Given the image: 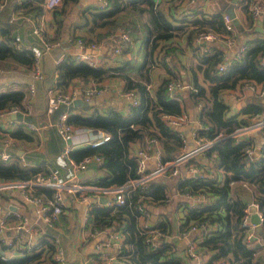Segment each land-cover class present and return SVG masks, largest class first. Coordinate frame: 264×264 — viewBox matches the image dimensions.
I'll return each mask as SVG.
<instances>
[{
    "label": "trees",
    "instance_id": "1",
    "mask_svg": "<svg viewBox=\"0 0 264 264\" xmlns=\"http://www.w3.org/2000/svg\"><path fill=\"white\" fill-rule=\"evenodd\" d=\"M67 1L61 0L58 6L62 8ZM187 1L107 0V7L103 10L93 6L83 25L90 23L87 31L95 27H102L103 30L96 32L94 39L79 38L81 45L88 47L89 43H95L105 36L112 42L115 31L122 28L127 30L129 41L120 53L127 52L129 56L118 65L102 67L89 65L74 54L63 53L54 65L53 88L66 91L74 79L80 82L78 88H82L88 81L101 83L116 77L121 81V91H130L136 104L129 106L125 113L111 107L104 111L93 108L87 113H73L70 111L73 106L70 105L65 118L67 123L75 128L101 130L108 135V139L94 147L86 145L72 148L68 155L74 161L87 154L100 155L99 165L105 168L107 179L97 181L95 185L116 186L141 175L137 171L134 154L130 152L131 143L138 142L142 147L147 137H154L164 146H181L183 141L179 131L166 123L165 116L179 115L182 105L178 99L166 95L165 85L174 74L169 71L164 58L168 54L186 50L192 58L188 64L191 72L189 99L198 108L196 118L202 126V130L196 132L211 140V144L199 156L205 155L211 166L221 171L210 177L188 176L176 181L175 189L180 193L203 194L209 200L202 206L185 207L177 225V235H181L191 225L194 227L188 239L194 244L196 257L200 258L197 264H215L216 260H223L226 264H261V256L257 254L259 246L253 244L251 239H246L247 228L241 226L240 222L244 208L254 202L262 217L260 227L264 230V125L259 131L263 140L256 156L247 154L251 148L248 137L234 141L230 134L235 128L247 124L250 115L261 113L264 102L256 97L259 96L257 91L249 92V101L239 111H233L222 95L226 90L241 89L245 84H252L257 90L264 87V66L258 64L264 55V38L256 35L258 32L254 30L248 12L250 2L259 1L264 8V0H236L235 6L244 13L245 18L243 25H240L241 30L233 31L238 40L242 39L245 48L239 58H231L222 71L216 68L223 59L221 50L200 53L192 44V38L199 31L231 34L223 27V13L217 8L207 13L199 7L185 12ZM40 3L41 0H22L14 3L13 8L31 12L34 21L41 14ZM56 7L51 9L54 24L52 34L43 32L46 41L57 40L61 32L64 17ZM13 24L0 22L2 69L11 65L26 68L34 59L30 51L15 47L17 39ZM71 38L74 41L76 39ZM151 66L161 67L168 75L162 76L150 91ZM197 72L201 75L202 83L197 80ZM27 93V86L23 83L15 82L0 87V111L15 107L24 112L23 102ZM88 108L81 106L83 111ZM240 113L244 117L239 116ZM8 135L16 139H30V134L20 124L8 131ZM12 156L6 160L0 159V180H23L36 172H46L42 166H23L19 156ZM169 158L168 155L160 156L162 161ZM32 193L48 198L50 190L36 188ZM164 198V184L149 181L144 186L124 191L121 205L88 208L90 229L105 230L116 225V229L120 230L122 236L114 257L117 264H184L182 258L175 254L177 245L171 240H163L171 230L168 217L164 216L163 220L150 226H140L137 222V217L143 211V207L138 210L137 205L159 202ZM149 229L161 234L155 247H150L146 241ZM36 240L41 248L15 247L18 254L2 258L4 250L11 245L4 244L0 238V264H55L51 258L52 238L40 235ZM184 250L186 258L194 263L187 253V246Z\"/></svg>",
    "mask_w": 264,
    "mask_h": 264
},
{
    "label": "crops",
    "instance_id": "2",
    "mask_svg": "<svg viewBox=\"0 0 264 264\" xmlns=\"http://www.w3.org/2000/svg\"><path fill=\"white\" fill-rule=\"evenodd\" d=\"M203 1L204 0H199L193 8L199 7L203 10H206L204 12L209 13L215 8L220 10V7L226 8L230 5V0H206L207 2L202 5ZM18 2L20 1L1 0L0 22L7 21L9 16L14 20L12 21L14 22L13 31L17 42H19L22 46L32 48L39 56L40 68L43 73V78L33 83V94H26L25 100L23 102L24 112L17 110L14 116H9L12 120L9 123H5V116L0 117V151L19 156L18 159L23 166H42L46 171L53 172L58 179H66L70 183L85 185L95 184L97 181L106 180L107 172L105 168L97 163L92 162L87 164L86 167L88 166V170H85V167L83 170L74 171L73 167H71V165H69L65 159L59 157L58 155L60 148L64 144V141L63 144H61L62 146L57 148V152L55 154L51 153L52 145L49 128L51 126L55 127L57 113L63 107L59 106L52 113L46 114L44 110L46 94L47 91L53 88L55 76L54 65L61 58L63 53H71L76 55L81 52H89L92 54V58L97 62L96 66L102 67L118 65L120 64L121 60L128 58L129 54L127 52L124 54L119 53L117 55L114 53L112 54L111 48L114 44V39L111 42L110 38L107 36L100 38L95 43L92 42L97 46L93 49H87V47L81 45L79 38L89 37L90 39H94V34L103 30L102 27H95L93 30L87 31L89 27L88 25H90V23L87 22V25H83L84 20L88 19L89 12L93 10V6L96 7V2L94 0L75 1L78 5L77 10L82 16L81 22L75 21L73 23L70 22L69 19L63 18V24L60 27L61 32L58 34L56 40L58 44L48 50H44L42 48L40 41L31 31L34 19L32 16L34 14L31 16V12L21 11V8H13L14 3ZM235 3L232 4L233 14L238 23L243 25L245 15L244 13L238 11L237 5L235 6ZM209 4H211V6H207ZM13 9H18V11H13ZM52 11L53 10H41L44 24V33L46 35H51L54 28ZM68 11L69 9H66L64 6L61 16H63L65 12L69 18ZM252 20L254 27H260L264 30V8L263 13L260 14L257 19L252 18ZM256 35L258 37L264 38V31L258 32ZM111 36L112 35H110V37ZM71 37H76L75 41ZM235 39L236 40L229 46H225L222 42L216 41L208 46V49L205 51H202L199 48L197 49L200 53L209 52L213 49H219L221 50V57L223 56V58L231 59L234 56L235 47L240 41H242V39L238 40L236 38V34ZM164 60L167 62V66L170 68L169 71L171 74H174V76H171V79H179L184 85L182 89L176 91L174 97L178 99L179 103L182 105V111L180 114L183 115V119L181 123L175 127V129L179 131L183 144L181 146H175L173 144L164 146L159 140L156 142V144H151L149 146V156L145 160L143 172H147L155 167V150L159 151L160 156L168 155L169 157H174L184 152L187 148L191 147L194 144V139L192 137L193 132L199 126V122L196 118L198 108L189 99L188 83L191 78V72L188 64H190L192 58H190L189 54L185 50L182 53L177 52L168 54L165 56ZM222 60L223 59H221V61ZM181 68L184 70V72L181 70ZM184 68H186V70ZM149 72L150 91L154 88L162 76L168 75L165 70L159 66H151ZM196 76L198 82L202 83L201 75L198 72L196 73ZM27 80L28 77L24 74L21 66L11 65L9 68H0V87L12 85L15 82L23 83L25 86ZM105 81L109 86L108 91L92 96L87 101H83L80 96H77V98L82 100V103H77L75 106L71 104L73 107L70 109V111L73 113H87L93 108L97 109L98 111H104L105 109L111 107L118 109L121 113H125V101L121 96L122 91L120 89L121 81H119V79L116 77L106 79ZM79 85L80 82L74 79L72 84L67 88L77 89ZM249 92L252 91L246 89L243 86L241 89L226 90L222 97L224 102L227 103L233 111H239V109L249 101ZM256 97H258L261 102H264V98L262 96ZM81 106L89 108L83 111L81 110ZM239 116L244 117L243 113H240ZM253 117H264V110L256 115H250L248 120L250 121ZM19 124L25 125L23 128L25 132L30 134L29 140L11 138L8 135V131ZM259 131L260 130L253 131L248 135H241L239 138L242 139L248 137L250 139V146L253 148V156H256L263 140ZM77 136L78 135L75 134L73 139V148L86 146L82 143L83 140L77 143ZM4 139H8L9 141L5 146L1 143ZM144 143L145 141L143 144ZM139 148L140 143L138 142H133L130 144V152L132 154H134ZM189 161L187 160L186 162L180 164L178 167V174L176 176L160 175L150 180V182L153 183L164 184L165 198L159 202L151 201L146 205H142L143 211L137 217V222L140 226H150L152 225V222L155 223L158 220L161 221L163 220L164 216L168 217L171 230L168 235L163 237V240H171L177 245L175 254L182 258L184 264H195V260L193 263L192 260L186 258L185 256L184 249L189 242L188 236L177 235L176 229L179 221L181 220L180 216L184 212L185 207L202 206L207 204L209 200L203 194L180 193L175 189V183L178 179L191 176L187 171L188 166L190 165H195V167H203L201 168L204 172L203 177L213 176L218 174V171L221 170L212 167L210 161L205 155H198ZM196 163L198 166H196ZM88 177L93 178L89 179ZM240 186L242 185L240 184ZM64 197L65 203L61 207V212L57 216L56 220L51 226H45L37 214L36 206L24 201L20 197L17 188H5L0 190V213H7L4 231L3 234L0 235V238L4 244L11 245L9 249L4 250L5 256L18 254V252L15 250V247L22 248V243L20 241L27 233H30L36 238L40 235H47L51 237L52 240L56 239L62 251L64 260L70 264H99L101 251H107L109 253L116 251L115 245L120 242L122 236L120 230L116 229V225H112L110 228L105 230L97 229L95 230L97 234L92 237L89 235V232L93 229H90V223L87 221L88 208L91 206L104 205L105 199L110 198V194L104 195L88 189L77 192L65 191ZM247 210V220L249 222V216L252 211H249V206ZM14 212L23 215L26 218V228L20 232H15V219L12 215ZM253 212L258 213L255 209ZM140 217H143V219L140 220ZM247 228L248 229H246L245 232L246 234L248 232H252L251 240L253 244H257L259 246L257 254L261 256V264H264V230L262 227H260V223H258L256 226L254 225ZM115 232H117L115 237H111V235H114L113 233ZM17 233H19L18 236L16 235ZM104 241H107V246L101 247L100 250L95 247L97 243H102ZM198 258L199 257H196V261H199ZM111 264H117L114 258H112Z\"/></svg>",
    "mask_w": 264,
    "mask_h": 264
},
{
    "label": "built area",
    "instance_id": "3",
    "mask_svg": "<svg viewBox=\"0 0 264 264\" xmlns=\"http://www.w3.org/2000/svg\"><path fill=\"white\" fill-rule=\"evenodd\" d=\"M21 1V0H19ZM61 0H41V7L43 10H51L54 7L60 4ZM96 2V7L99 10H103L107 7V0H94ZM199 0H188L184 6V11L189 12V9L193 8ZM1 2V1H0ZM1 7V3H0ZM42 10V11H43ZM248 12L253 19H257L260 14L263 13V4L261 2H250L248 5ZM42 14V13H41ZM39 15L37 19H35L32 23V33L39 38L41 41L42 48L44 50H48L50 48L55 47L58 42L57 41H46L42 39V28H43V20L42 15ZM222 21L223 27L225 30L230 31L231 34L225 33H217L214 31H199L197 32L192 38V44L199 48L202 51L208 49L212 43L219 41L222 42L225 46H229L235 41V34H234V27L231 23V19L226 15L222 14ZM129 41V35L126 29L119 28L115 31V39L114 44L111 48L114 54H119L122 47L126 45ZM16 48H24L32 53L34 59L32 64L29 67L23 68L24 74L28 77L26 82V86L28 89L29 94L34 93V82L37 80H41L43 78V73L40 68V61L39 56L36 52L26 46L20 45L19 42L15 44ZM97 47L94 43H90L87 49H93ZM245 46L242 41H240L237 46L235 47L234 56L235 58H239L240 54L243 52ZM76 57L84 60L87 64L96 66L97 62L92 58V54L89 52L86 53H79L76 54ZM230 63L229 58H223L222 61H219L216 65L217 70L222 71L226 68V66ZM258 64L260 66H264V55L258 60ZM184 85L180 82L179 79H170L165 85V92L166 95L170 98L175 97L176 91L182 89ZM244 87L252 92H256L259 96H264V87L260 89H256L252 84H245ZM109 86L106 82L95 83L93 81H88L86 86L77 89H67L66 91H60L55 88L50 89L47 91L46 94V101H45V112L46 114H50L55 111L59 106L63 108L60 109L57 113V118L55 121L56 130L60 136V138L64 141L63 146L60 148L58 153L59 157L66 160V162L73 167L74 171L83 170L87 164L89 163H97L101 162V156L98 154H87L82 156L78 161H74L71 157H69L68 153L73 148V139L75 134L78 136L77 143L82 141L83 144L94 147L108 139V135L103 133L101 130H93L91 128H75L71 126L69 123L65 121L66 116L69 114L68 107L72 104L73 99L80 96L83 101H87L90 97L104 93L108 91ZM122 98L125 101V110L129 108V106L136 104V99L132 95L130 91L122 92ZM17 109L12 107L8 110L0 111V117L5 116L6 120L5 123H9L12 120L10 119L12 114H15ZM10 116V117H9ZM166 123L171 127H176L179 125L183 119V115L177 116H165ZM264 125V117L256 118L253 117L247 124L235 128L231 132V136L233 137L234 141H238L241 135H248L253 131L260 130ZM196 130H202V126H198ZM193 132V139L194 144L187 148L184 152L166 159L162 161L160 159V153L158 150H155L154 157L156 159V165L154 168L150 169L147 172H143V168L145 165V160L149 156V146L151 144H156L157 140L154 137H147L145 143L142 147L137 149L134 153L135 161H136V168L137 171L141 172V175L126 180L120 185H109V186H100L95 184H85L80 185L77 183H70L66 179H58L53 172H36L35 174L31 175L30 177L23 179V180H0V190L5 188H17L20 197L27 201L34 206H36V211L40 219L42 220L45 226H51L52 223L56 220L57 216L61 212V207L65 203L64 192H77L80 190H93L96 193L100 194H110V198H106L104 201V205H121L123 203V192L126 190L133 189L135 186H144L147 182L155 178L156 176L160 175H169V176H176L178 174V167L180 164L186 162L189 159H192L201 153L211 144V140L208 139L205 135H200L196 132ZM86 135H84V134ZM8 139H4L1 143L2 145L8 144ZM253 148H249L247 150V154H252ZM13 154H8L7 152L0 151V159L6 160L9 159ZM189 174L191 176H198L203 177L204 172L201 168L195 167L194 165L188 166ZM36 188H45L50 190V195L48 198H43L42 196H37L32 193L33 189ZM253 210H256V203L250 202L248 205ZM247 207L244 208V214L241 217L240 225L247 227H252V224L249 220L248 222V210ZM136 208L138 210L142 209V204L137 205ZM7 214V213H6ZM6 214L0 213V235L3 234L5 222H6ZM13 218L15 219V232H20L26 228V218L23 215L18 213H12ZM259 220L262 221V217L259 215ZM248 229V228H247ZM194 230V227L191 225L186 231L182 232L181 235L188 236L191 231ZM111 235V237H115V234ZM97 232L92 230L89 232L90 236H95ZM146 241L150 247H155L158 241V237L161 235L155 230H148L147 231ZM17 236L19 233L16 234ZM252 238V232H248L246 234V239L250 240ZM20 241V240H19ZM22 243V248L30 249V248H41L36 240V237L32 236L30 233L25 234V236L20 241ZM53 244V251L51 253V258L55 262V264H70L66 260H64L62 251L59 247V244L56 239L52 240ZM119 243L115 245L116 251L114 252H107L101 251L100 252V262L99 264H111L112 258H114L117 249L119 248ZM107 241L102 243H97L96 248L100 250L101 247L107 246ZM194 244L193 242H188L187 245V253L195 260V264L198 262L196 261V255L194 253ZM2 258L6 257L5 255L1 256ZM215 264H226L223 260H216Z\"/></svg>",
    "mask_w": 264,
    "mask_h": 264
},
{
    "label": "rangeland",
    "instance_id": "4",
    "mask_svg": "<svg viewBox=\"0 0 264 264\" xmlns=\"http://www.w3.org/2000/svg\"><path fill=\"white\" fill-rule=\"evenodd\" d=\"M1 1V0H0ZM210 1V0H209ZM207 1L206 0H204L203 1V3H202V5L203 4H205ZM207 6H211V4H209V5H207ZM56 8H58V9H60V11H62L63 12V8H64V6L62 7V8H60V6H58V7H56ZM65 8L66 9H69V11H68V15H69V18L67 17V13H65L64 12V14H63V17L65 18V19H69L70 20V22H81V20H82V16H81V13L80 12H78V5H77V3L75 2V0H68L67 1V3H66V5H65ZM20 10V9H19ZM41 10H43L42 9V7H41ZM13 11H18V9H13ZM21 11H24L22 8H21ZM9 19H7V22H12V21H14L12 18H10V16L8 17ZM88 18H89V15H88ZM44 25V24H43ZM118 30V29H117ZM43 32H44V26H43V28H42V39H43ZM132 31H130V33H131ZM38 40H39V38H37ZM44 40V39H43ZM40 41V40H39ZM52 41H56V40H52ZM40 43H41V41H40ZM133 48H135V47H133ZM134 51V50H133ZM23 69V68H22ZM103 82H106L105 80L103 81ZM107 83V82H106ZM19 117V116H18ZM22 127H25V125L24 124H22ZM49 132H50V135H51V145H52V151H51V153L52 154H55L56 152H57V148L59 147V146H62L61 144H63V140L60 138V136H59V134H58V132H57V130H56V128L54 127V126H51L50 128H49ZM88 167V166H87ZM86 167V169L85 170H88L89 168H87ZM88 172V171H87ZM89 179H92L93 177H88ZM91 181V180H90ZM11 188H13V187H11ZM143 219V217H140V220H142ZM154 222H152L151 224H153Z\"/></svg>",
    "mask_w": 264,
    "mask_h": 264
},
{
    "label": "water",
    "instance_id": "5",
    "mask_svg": "<svg viewBox=\"0 0 264 264\" xmlns=\"http://www.w3.org/2000/svg\"><path fill=\"white\" fill-rule=\"evenodd\" d=\"M236 0H230V5L228 7H220V10L222 11V13L226 14L230 19H231V23L233 25V27L235 28L236 31H240L241 30V26L238 23L237 19L235 18L233 11H232V4L235 3ZM254 30L258 31V32H262L264 31L263 29H261L260 27H254ZM264 98V96H263ZM82 103V100L80 98H75L72 101V105H77ZM14 116V114H12ZM249 211H252V213L249 216L250 222L252 224H254L255 226L260 223L261 221L259 220V216L258 213L253 212V209L249 207ZM200 258H198L199 260Z\"/></svg>",
    "mask_w": 264,
    "mask_h": 264
}]
</instances>
